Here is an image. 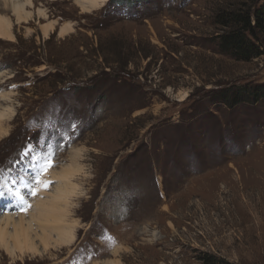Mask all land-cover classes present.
Listing matches in <instances>:
<instances>
[{
    "label": "rangeland",
    "instance_id": "obj_1",
    "mask_svg": "<svg viewBox=\"0 0 264 264\" xmlns=\"http://www.w3.org/2000/svg\"><path fill=\"white\" fill-rule=\"evenodd\" d=\"M260 4L109 0L84 12L35 0L15 40L0 38V111L13 109L0 125V214L30 209L36 195L22 190L32 174L48 181L49 160L83 167L77 240L16 257L0 246V264H264V30L247 33L260 51L250 59L221 38L237 12L254 25ZM50 20L73 30L45 37Z\"/></svg>",
    "mask_w": 264,
    "mask_h": 264
},
{
    "label": "bare ground",
    "instance_id": "obj_2",
    "mask_svg": "<svg viewBox=\"0 0 264 264\" xmlns=\"http://www.w3.org/2000/svg\"><path fill=\"white\" fill-rule=\"evenodd\" d=\"M108 1L109 0H76V3L82 11L92 12L104 6ZM34 5L35 0H0V8L10 10L16 20L14 22L11 16H5L0 12V38L15 40V33L13 30L14 24L29 23L35 14L33 10ZM36 12L39 17L47 19V14L43 8L39 7ZM58 24L57 20H50L44 23L39 22L45 37H48L49 34L56 29ZM58 30L59 35L63 38L73 30V24L70 21L62 25L59 24ZM186 96L187 93H182L180 99L183 100ZM11 108L12 107H8L4 110L1 109L0 125L3 124L4 117L6 116L7 118V116L11 114L9 112L13 111ZM0 130L6 129L0 126ZM66 166H64L63 169H59L57 172L48 170L45 173L44 178H48V181L44 182L45 179L40 180L41 182L37 189L40 195L37 196L36 194L33 199V204H31L30 209L27 208L26 212H4L0 214V246L5 248L11 256H23L28 253L41 254L44 252L42 250L71 246L77 240V221L69 219V213L71 210L70 206H72L71 200L78 195V185L73 182L75 181L73 178H75L77 173L79 174V171H81L83 167H78L76 169L73 166ZM52 173H55L53 178H51ZM54 179H59L62 186L60 185L54 192H49L45 189V185L48 184V182H52L51 180ZM63 185L65 186L63 187ZM231 187L234 192L238 190L237 193H234L237 198L241 194V189L238 188L239 185L233 182L231 183ZM17 192L19 193V195H17L18 198L19 196L20 199L24 198L21 192L18 190L16 191V189L13 190V193ZM214 195L215 193L213 197ZM10 226L13 228H10ZM154 234L155 238L159 237L158 232ZM105 263L119 264V260H106Z\"/></svg>",
    "mask_w": 264,
    "mask_h": 264
},
{
    "label": "trees",
    "instance_id": "obj_3",
    "mask_svg": "<svg viewBox=\"0 0 264 264\" xmlns=\"http://www.w3.org/2000/svg\"><path fill=\"white\" fill-rule=\"evenodd\" d=\"M261 4L254 11V25H252L250 12L245 10L243 12H237L234 16L235 28L232 31L221 35L223 39V45L229 49L233 48L238 53V57L244 59H250L254 55H259L260 51L258 47L254 44L249 43L247 40V33H250L255 38V31L264 30V0H260ZM225 24V23H224ZM225 26H229L228 23ZM264 92V89L259 90L258 93L261 95ZM256 97L257 93H255ZM236 98H239L237 95Z\"/></svg>",
    "mask_w": 264,
    "mask_h": 264
},
{
    "label": "snow or ice",
    "instance_id": "obj_4",
    "mask_svg": "<svg viewBox=\"0 0 264 264\" xmlns=\"http://www.w3.org/2000/svg\"><path fill=\"white\" fill-rule=\"evenodd\" d=\"M0 135H7V130H0ZM53 166V163L51 160H49L48 162H46L45 166H44V172L46 173L48 171L49 168H51ZM40 178L39 176H37V183H40ZM45 187H47V185H45ZM11 191V190H10ZM37 193V190L36 189H33L32 191V195L35 196ZM15 195H19V193H14ZM30 207V205H29ZM21 211L23 212H26L27 211V208H21L20 209Z\"/></svg>",
    "mask_w": 264,
    "mask_h": 264
},
{
    "label": "built area",
    "instance_id": "obj_5",
    "mask_svg": "<svg viewBox=\"0 0 264 264\" xmlns=\"http://www.w3.org/2000/svg\"><path fill=\"white\" fill-rule=\"evenodd\" d=\"M19 177H21V176H23V174L22 173H19ZM32 178H37V176L36 175H33L32 174ZM40 178V177H39ZM10 179H15L14 177H11ZM37 182H36V184L35 185H31V187L29 188V189H26L25 191L24 190H22L23 191V193L25 194V196L27 197V199H28V197H33V195H32V191H33V189H35V187L37 186ZM15 185V184H10V190L11 189H13V186ZM50 185H51V183L50 182H48V184H47V187H46V189H48V188H50ZM16 189V188H15ZM16 191H17V189H16ZM11 193H13V192H11ZM19 199V198H18ZM17 199V200H18Z\"/></svg>",
    "mask_w": 264,
    "mask_h": 264
}]
</instances>
